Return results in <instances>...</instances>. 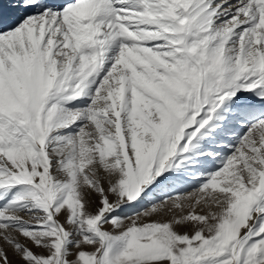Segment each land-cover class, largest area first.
<instances>
[{"label":"snow or ice","instance_id":"obj_1","mask_svg":"<svg viewBox=\"0 0 264 264\" xmlns=\"http://www.w3.org/2000/svg\"><path fill=\"white\" fill-rule=\"evenodd\" d=\"M0 241L264 264V0H0Z\"/></svg>","mask_w":264,"mask_h":264},{"label":"rangeland","instance_id":"obj_2","mask_svg":"<svg viewBox=\"0 0 264 264\" xmlns=\"http://www.w3.org/2000/svg\"><path fill=\"white\" fill-rule=\"evenodd\" d=\"M95 199L97 201V206H98L99 205V197H95ZM197 208H196V212L197 213L204 214V212H201L200 207H197ZM188 211H190V209L186 208L184 214L186 215L188 213ZM171 218H172L171 214H169V215H167L165 217V219H171ZM181 231H184V230L182 229ZM189 232H191V230H189ZM0 244H2V241H0ZM85 250L91 251L92 249L91 248H86ZM33 251L39 252V249L33 248ZM9 254H10V256L12 255V250L10 248H9ZM12 258H13L14 264H22V261H20L17 257L13 256Z\"/></svg>","mask_w":264,"mask_h":264},{"label":"bare ground","instance_id":"obj_3","mask_svg":"<svg viewBox=\"0 0 264 264\" xmlns=\"http://www.w3.org/2000/svg\"><path fill=\"white\" fill-rule=\"evenodd\" d=\"M198 209V208H197Z\"/></svg>","mask_w":264,"mask_h":264}]
</instances>
